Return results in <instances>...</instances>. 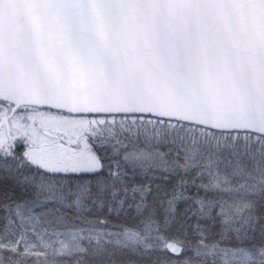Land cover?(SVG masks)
Wrapping results in <instances>:
<instances>
[{
    "label": "snow or ice",
    "instance_id": "snow-or-ice-1",
    "mask_svg": "<svg viewBox=\"0 0 264 264\" xmlns=\"http://www.w3.org/2000/svg\"><path fill=\"white\" fill-rule=\"evenodd\" d=\"M0 264H264V0H0Z\"/></svg>",
    "mask_w": 264,
    "mask_h": 264
}]
</instances>
